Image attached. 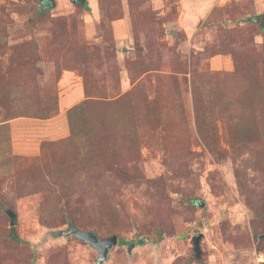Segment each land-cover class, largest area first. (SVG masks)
<instances>
[{
	"label": "rangeland",
	"instance_id": "obj_1",
	"mask_svg": "<svg viewBox=\"0 0 264 264\" xmlns=\"http://www.w3.org/2000/svg\"><path fill=\"white\" fill-rule=\"evenodd\" d=\"M40 1L0 0V264H96L71 227L102 264H264V62L219 75L264 61V0Z\"/></svg>",
	"mask_w": 264,
	"mask_h": 264
},
{
	"label": "water",
	"instance_id": "obj_2",
	"mask_svg": "<svg viewBox=\"0 0 264 264\" xmlns=\"http://www.w3.org/2000/svg\"><path fill=\"white\" fill-rule=\"evenodd\" d=\"M69 1L72 2L73 4L80 3L81 5H84L86 3L85 0H69ZM54 6H55V0H41L40 1V7L43 10L52 9ZM254 21L257 22L258 19L254 18ZM197 205L199 207L203 206V204L201 202H197ZM8 217L10 219L9 225L11 227H14L15 215H13L12 212H8ZM69 233H71L74 237L81 240L85 244H88L90 247H92L93 249H95L97 251L98 257H97L96 264H102L107 259V255H108L109 250L112 247L116 246V244H117V237L116 236H112V237H109V238L104 239V240H99L98 237L94 233L83 232V231H80L74 227L70 228ZM200 238H201V235H196L193 238V246H194V249L196 251L199 247Z\"/></svg>",
	"mask_w": 264,
	"mask_h": 264
},
{
	"label": "trees",
	"instance_id": "obj_3",
	"mask_svg": "<svg viewBox=\"0 0 264 264\" xmlns=\"http://www.w3.org/2000/svg\"><path fill=\"white\" fill-rule=\"evenodd\" d=\"M37 12L39 14H42L43 9H38ZM254 18L259 19L258 16L249 17L247 19V22L258 24V21L257 22L254 21ZM231 57H232V60L234 62V65H235L233 72L232 73H220L219 75H224V76H227V77H236V76H238L240 74V71L242 69H245L246 72H247V76H248V82L250 84L253 85L257 80L258 81L260 80V78H258L257 73H258V66L263 64V62H264L262 60V58H259V57L256 56V58L252 57V58H248V59H243L242 62H241V63H243V65L240 66V61H238V58L236 56H234V54H232V53H231ZM16 117H17V115H15L14 118H16ZM257 119H258L257 135L260 134L261 139H264V119L259 117V115H257ZM160 237H161V235L159 234V238ZM10 239L15 241V242H19V239L15 235L13 229H11V231H10ZM140 243H142V242H140Z\"/></svg>",
	"mask_w": 264,
	"mask_h": 264
},
{
	"label": "crops",
	"instance_id": "obj_4",
	"mask_svg": "<svg viewBox=\"0 0 264 264\" xmlns=\"http://www.w3.org/2000/svg\"><path fill=\"white\" fill-rule=\"evenodd\" d=\"M125 82L123 81V84H124ZM81 92H79V90H76L74 93H71L70 95H67L64 99H63V103H62V105L61 106H68L69 104H71L72 102H74L75 100H78L80 97H81V94H80ZM61 111H62V108L60 109ZM54 119V118H53ZM39 121H42V120H39ZM10 127H13L14 126V124H15V120H11L10 121ZM43 124H47V123H43ZM40 125H42V123H40ZM42 126H45V125H42ZM45 129L47 128V127H44ZM43 128V129H44ZM15 129V128H14ZM12 131H13V129H12ZM13 133V132H12ZM15 134H19L18 133V130H16L15 129ZM13 135V137H15L16 139H19L20 138V136H17L16 137V135H14V133L12 134ZM50 136H52V133H50ZM18 146V145H17Z\"/></svg>",
	"mask_w": 264,
	"mask_h": 264
}]
</instances>
